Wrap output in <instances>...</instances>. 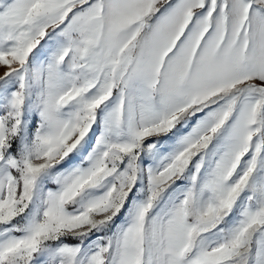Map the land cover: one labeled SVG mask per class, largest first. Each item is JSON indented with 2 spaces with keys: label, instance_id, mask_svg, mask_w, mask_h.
<instances>
[{
  "label": "snow or ice",
  "instance_id": "snow-or-ice-1",
  "mask_svg": "<svg viewBox=\"0 0 264 264\" xmlns=\"http://www.w3.org/2000/svg\"><path fill=\"white\" fill-rule=\"evenodd\" d=\"M0 264H264V0H0Z\"/></svg>",
  "mask_w": 264,
  "mask_h": 264
}]
</instances>
